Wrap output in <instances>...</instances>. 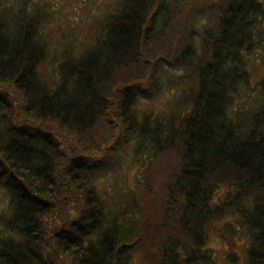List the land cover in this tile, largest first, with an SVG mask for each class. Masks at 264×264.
Returning a JSON list of instances; mask_svg holds the SVG:
<instances>
[{
  "label": "trees",
  "instance_id": "1",
  "mask_svg": "<svg viewBox=\"0 0 264 264\" xmlns=\"http://www.w3.org/2000/svg\"><path fill=\"white\" fill-rule=\"evenodd\" d=\"M27 2L0 10V264H130L145 241L159 264H215L207 228L226 217L245 229L247 264H264V77L255 103L234 106L264 0H227L198 47L174 0H118L46 72ZM171 33L178 45L158 52ZM168 68L184 73L162 82ZM164 87L165 112L137 109Z\"/></svg>",
  "mask_w": 264,
  "mask_h": 264
},
{
  "label": "rangeland",
  "instance_id": "2",
  "mask_svg": "<svg viewBox=\"0 0 264 264\" xmlns=\"http://www.w3.org/2000/svg\"><path fill=\"white\" fill-rule=\"evenodd\" d=\"M117 1L118 0H87L86 2H80L79 0H28V16L37 12L40 13V11L42 13L39 26L40 33L42 39L48 42L50 51L48 61L45 64V72L53 67L56 56H58L59 59L61 58V53L66 49L68 42L71 41L72 45L74 44L75 47L72 49L75 52L81 50V46L88 43L90 40L89 28L93 26L97 19L104 18L107 13L111 12L116 6ZM174 1L182 8V19L180 20L181 27H189L194 31L191 36L183 38L182 40L184 42L193 41L198 47L201 41V31L206 27L214 26V20L221 8L219 6L224 5L227 0ZM20 2L21 0H0V10L8 8L5 12V16L9 19L10 16H14L18 13ZM171 2H173V0H171ZM185 14H187L186 19L183 17ZM182 30L183 28L181 31ZM255 33L258 38L264 37V17L261 18L259 26L255 29ZM178 36L179 35L176 33H171L170 42L167 41L163 47H158L157 49L159 51H157L164 53L163 51L168 52L169 50L170 52L171 49H175L176 45H178L175 41V37ZM260 40H262V46L250 55L248 59V67L251 73L250 81L247 85H242L238 94L234 96V106L249 107L259 99V82L261 78L264 77V39ZM257 41H259V39H257ZM166 70V73H160L162 82H166L167 77L184 73L182 70L175 68H168ZM175 94L176 92L169 91L167 87H164L161 97L159 96V98H153L152 100H141L138 103L139 108L137 109L142 111V109L147 110L153 108L156 112H165L167 103L173 99ZM113 119L117 124L115 130L119 131L118 116L113 114ZM47 130L54 132L57 137L61 136L56 128L52 127ZM120 163L121 167H115L114 171H112V176H115V179L121 182V192H125L128 186L127 183L123 181L128 174H133L132 177L134 176L135 165L132 164L128 171L127 168L130 166L129 157L123 158ZM108 180L109 181H105V183L101 184L100 188L103 189L104 187H108V191L110 192L111 190L113 191V184L111 179L108 178ZM220 190L225 191V188H221ZM220 190L215 193V196L216 194H218L219 197L224 196L225 193ZM213 199L215 200V197ZM2 203L3 201L0 202V204ZM207 229V242L204 246L208 248V252L212 253L215 264H247L245 250L249 240L246 237L245 229L241 227V225L226 217L225 219L211 223ZM161 239L162 238H157L155 240ZM152 242L145 241L138 249L133 251L130 264H159L158 257L155 254L154 242L153 244ZM64 258L65 260L68 259L62 255L61 260L65 261Z\"/></svg>",
  "mask_w": 264,
  "mask_h": 264
}]
</instances>
